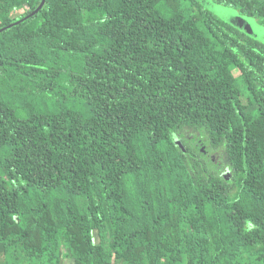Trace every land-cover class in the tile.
<instances>
[{
  "label": "trees",
  "instance_id": "trees-1",
  "mask_svg": "<svg viewBox=\"0 0 264 264\" xmlns=\"http://www.w3.org/2000/svg\"><path fill=\"white\" fill-rule=\"evenodd\" d=\"M42 1L0 0L5 264H264V44L197 0Z\"/></svg>",
  "mask_w": 264,
  "mask_h": 264
},
{
  "label": "water",
  "instance_id": "water-1",
  "mask_svg": "<svg viewBox=\"0 0 264 264\" xmlns=\"http://www.w3.org/2000/svg\"><path fill=\"white\" fill-rule=\"evenodd\" d=\"M46 0H43L39 8L34 12H38L44 5ZM202 5L207 6L211 11L214 10L216 13L219 14H225L226 16L231 15L230 21L232 22L231 24H236L240 23L241 21L245 22L249 27L253 30H260L264 33V26L259 25L255 19L252 17H248L245 15L240 14L237 10L227 7L221 4L216 3L213 0H198ZM176 143L180 146L183 147L182 142L177 138Z\"/></svg>",
  "mask_w": 264,
  "mask_h": 264
},
{
  "label": "rangeland",
  "instance_id": "rangeland-1",
  "mask_svg": "<svg viewBox=\"0 0 264 264\" xmlns=\"http://www.w3.org/2000/svg\"><path fill=\"white\" fill-rule=\"evenodd\" d=\"M198 1V0H197ZM199 2V1H198ZM200 3V2H199ZM201 4V3H200ZM202 5V4H201ZM203 7H205V9H207L208 11H210L211 13H213L214 15H216L219 19H221L222 21L226 22L227 24L231 25L232 27H234L235 29L239 30L240 32L244 33L245 35H247L248 37L264 44V33L262 31L258 30H253L251 28H248L249 26L241 21L240 23H236V24H231L232 22L230 21V17L231 15L226 16L225 14H219L216 13L214 10H210L207 6L202 5ZM22 12H16L15 15H19ZM254 19V18H253ZM256 20V19H255ZM256 22L259 24V22L256 20ZM260 25V24H259ZM0 264H5V257L3 255H0ZM66 264H73L72 261L70 260H66Z\"/></svg>",
  "mask_w": 264,
  "mask_h": 264
},
{
  "label": "flooded vegetation",
  "instance_id": "flooded-vegetation-1",
  "mask_svg": "<svg viewBox=\"0 0 264 264\" xmlns=\"http://www.w3.org/2000/svg\"><path fill=\"white\" fill-rule=\"evenodd\" d=\"M203 149L205 150L206 149V146L205 145H203ZM206 151V150H205Z\"/></svg>",
  "mask_w": 264,
  "mask_h": 264
}]
</instances>
